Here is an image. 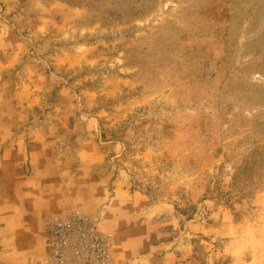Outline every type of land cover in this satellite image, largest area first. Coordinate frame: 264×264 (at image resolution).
<instances>
[{
  "label": "rangeland",
  "instance_id": "rangeland-1",
  "mask_svg": "<svg viewBox=\"0 0 264 264\" xmlns=\"http://www.w3.org/2000/svg\"><path fill=\"white\" fill-rule=\"evenodd\" d=\"M5 172L59 189L45 228L94 217L110 264L116 196L146 202L178 264H264V0H0V189ZM2 195L0 264H28Z\"/></svg>",
  "mask_w": 264,
  "mask_h": 264
},
{
  "label": "crops",
  "instance_id": "crops-1",
  "mask_svg": "<svg viewBox=\"0 0 264 264\" xmlns=\"http://www.w3.org/2000/svg\"><path fill=\"white\" fill-rule=\"evenodd\" d=\"M2 175L11 180L8 187H1L0 192L3 194L1 208L11 209L14 213L12 215L13 224L6 232L8 235L6 238L12 241L13 255L19 257L24 263L42 264L46 255L47 241L44 219L64 209L61 205L63 200L58 198V194L61 193L51 184L44 187L41 181L37 186L36 178L43 177L38 172H30L27 181L21 180L22 172H5ZM62 175L68 176L69 174L63 172ZM30 178L31 181H29ZM42 180L44 179L42 178ZM101 185V182L98 183L93 177L89 179L90 188L88 189L90 192L102 194ZM43 188H45V192L41 191ZM115 199L117 196L111 200L107 207L98 209L102 214L103 230L110 236L116 250L115 264H167L169 261L172 264H178L179 259L174 244L162 239L160 226L153 218V211L146 208V202L139 200L136 203L133 200L135 198L125 202ZM122 223L134 224V227L125 234L118 229V225ZM135 237L137 239L133 241V244L137 246L136 250L132 251L131 255L127 254L125 258H121L119 250L125 246L128 240L135 239ZM194 260V257L191 256L186 264H195Z\"/></svg>",
  "mask_w": 264,
  "mask_h": 264
},
{
  "label": "built area",
  "instance_id": "built-area-1",
  "mask_svg": "<svg viewBox=\"0 0 264 264\" xmlns=\"http://www.w3.org/2000/svg\"><path fill=\"white\" fill-rule=\"evenodd\" d=\"M46 231L45 264H110L108 238L90 214L65 211L46 222Z\"/></svg>",
  "mask_w": 264,
  "mask_h": 264
}]
</instances>
